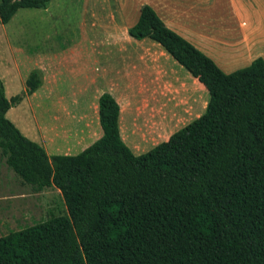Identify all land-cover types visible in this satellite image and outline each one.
Wrapping results in <instances>:
<instances>
[{"label":"trees","instance_id":"trees-1","mask_svg":"<svg viewBox=\"0 0 264 264\" xmlns=\"http://www.w3.org/2000/svg\"><path fill=\"white\" fill-rule=\"evenodd\" d=\"M50 0H0V25ZM159 42L210 92L207 112L135 156L119 106L100 99L104 136L76 156H49L7 117L41 85L8 99L0 79V150L36 192L58 189L69 216L0 237V264H264V59L224 73L148 5L130 29Z\"/></svg>","mask_w":264,"mask_h":264},{"label":"crops","instance_id":"crops-1","mask_svg":"<svg viewBox=\"0 0 264 264\" xmlns=\"http://www.w3.org/2000/svg\"><path fill=\"white\" fill-rule=\"evenodd\" d=\"M145 5L226 74L264 59V0H50L21 8L0 25V79L13 75L23 94L39 72L40 87L20 104L36 117L25 131L49 156L79 155L104 136L103 95L118 103L120 139L135 156L207 112L205 85L159 42L130 35ZM37 99L47 105L44 123L32 109Z\"/></svg>","mask_w":264,"mask_h":264},{"label":"rangeland","instance_id":"rangeland-1","mask_svg":"<svg viewBox=\"0 0 264 264\" xmlns=\"http://www.w3.org/2000/svg\"><path fill=\"white\" fill-rule=\"evenodd\" d=\"M0 34H2L1 28ZM1 42L0 38V49ZM4 82L7 87L8 99L23 92L24 86L13 75L5 78ZM46 106L45 100L37 99L32 108L38 114L40 123H44L41 112L45 110ZM7 117L26 137L33 140L30 138L31 134L25 130L36 128V117L27 102L15 105L8 112ZM59 216H69L61 192L56 188H47L41 192L34 191L8 167L0 150V237Z\"/></svg>","mask_w":264,"mask_h":264}]
</instances>
